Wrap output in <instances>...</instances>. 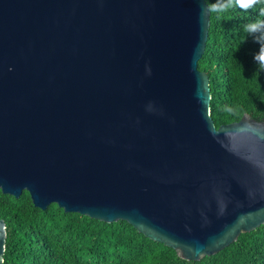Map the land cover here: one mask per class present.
Segmentation results:
<instances>
[{"label":"water","instance_id":"obj_1","mask_svg":"<svg viewBox=\"0 0 264 264\" xmlns=\"http://www.w3.org/2000/svg\"><path fill=\"white\" fill-rule=\"evenodd\" d=\"M207 6L0 0L2 193L125 220L186 260L263 224L264 119L215 125ZM5 242L0 218V264Z\"/></svg>","mask_w":264,"mask_h":264},{"label":"trees","instance_id":"obj_2","mask_svg":"<svg viewBox=\"0 0 264 264\" xmlns=\"http://www.w3.org/2000/svg\"><path fill=\"white\" fill-rule=\"evenodd\" d=\"M206 2L210 25L198 68L209 75L213 121L218 126L245 113L262 120L264 70L254 60L260 44L244 28L264 20V0L247 10L233 5L223 12L211 8L227 0ZM0 218L6 223L3 264H264V223L213 255L186 260L125 220L100 221L65 212L56 203L40 209L26 190L14 197L0 189Z\"/></svg>","mask_w":264,"mask_h":264},{"label":"clouds","instance_id":"obj_3","mask_svg":"<svg viewBox=\"0 0 264 264\" xmlns=\"http://www.w3.org/2000/svg\"><path fill=\"white\" fill-rule=\"evenodd\" d=\"M258 3V0H227V3H214L211 11L223 12L227 10L230 6H238L243 10H247ZM207 11L209 13V8L207 6ZM260 15L264 16V8H261ZM244 30L249 33L256 43L260 44L259 51L254 55V60L258 64L261 70H264V20H257L254 23L245 25ZM257 33L260 35L257 36ZM150 74V69L148 70Z\"/></svg>","mask_w":264,"mask_h":264}]
</instances>
